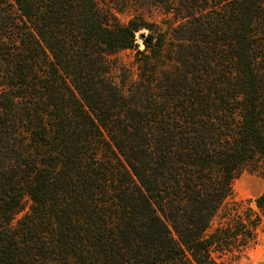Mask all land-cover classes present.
<instances>
[{
	"label": "trees",
	"instance_id": "1",
	"mask_svg": "<svg viewBox=\"0 0 264 264\" xmlns=\"http://www.w3.org/2000/svg\"><path fill=\"white\" fill-rule=\"evenodd\" d=\"M138 1L178 24L0 0V264H217L260 224L212 228L264 175V0Z\"/></svg>",
	"mask_w": 264,
	"mask_h": 264
},
{
	"label": "rangeland",
	"instance_id": "2",
	"mask_svg": "<svg viewBox=\"0 0 264 264\" xmlns=\"http://www.w3.org/2000/svg\"><path fill=\"white\" fill-rule=\"evenodd\" d=\"M116 19L121 24H126L135 17L144 19L147 23L156 26L162 32L170 33L178 22L172 14H168L159 6H153L132 0L131 4L116 12ZM146 36L148 31L143 29L136 33V43L142 49V40L139 35ZM170 37V36H169ZM168 37V38H169ZM135 52L125 50L119 52L117 57L124 66L133 67ZM264 190V175L261 172H252L250 168L244 170L232 183L231 193L225 200L224 206L215 217L212 228L226 224V214H235L232 223V232H247L251 229V222L260 218L257 228L252 227L253 235L249 244L245 247L231 246L230 251L214 253L213 257L217 264H264V210L256 208V198ZM26 209L29 205L28 198L25 199ZM240 222V223H238ZM239 236V235H237ZM239 238V237H238ZM239 240V239H237ZM231 244V243H230ZM237 244V241L235 242ZM228 247H226L227 249Z\"/></svg>",
	"mask_w": 264,
	"mask_h": 264
}]
</instances>
